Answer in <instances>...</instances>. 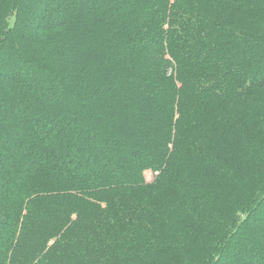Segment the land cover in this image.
I'll list each match as a JSON object with an SVG mask.
<instances>
[{"label": "trees", "instance_id": "obj_1", "mask_svg": "<svg viewBox=\"0 0 264 264\" xmlns=\"http://www.w3.org/2000/svg\"><path fill=\"white\" fill-rule=\"evenodd\" d=\"M0 264H264V0H0Z\"/></svg>", "mask_w": 264, "mask_h": 264}, {"label": "rangeland", "instance_id": "obj_2", "mask_svg": "<svg viewBox=\"0 0 264 264\" xmlns=\"http://www.w3.org/2000/svg\"><path fill=\"white\" fill-rule=\"evenodd\" d=\"M154 175H155V173L152 172L151 170H148V171H146V172L144 173V177H145V179H146L147 182L153 180Z\"/></svg>", "mask_w": 264, "mask_h": 264}]
</instances>
